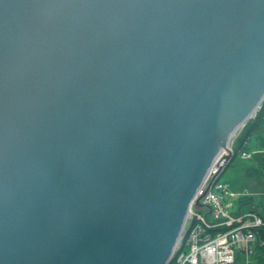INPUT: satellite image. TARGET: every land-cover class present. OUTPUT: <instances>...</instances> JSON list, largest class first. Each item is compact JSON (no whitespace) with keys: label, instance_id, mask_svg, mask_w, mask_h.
<instances>
[{"label":"water","instance_id":"obj_1","mask_svg":"<svg viewBox=\"0 0 264 264\" xmlns=\"http://www.w3.org/2000/svg\"><path fill=\"white\" fill-rule=\"evenodd\" d=\"M263 101L264 0H0V264H167Z\"/></svg>","mask_w":264,"mask_h":264},{"label":"built area","instance_id":"obj_2","mask_svg":"<svg viewBox=\"0 0 264 264\" xmlns=\"http://www.w3.org/2000/svg\"><path fill=\"white\" fill-rule=\"evenodd\" d=\"M221 160H213L194 195L167 264H250L256 229L263 227L264 221L254 211L244 215L229 212L230 188L217 182Z\"/></svg>","mask_w":264,"mask_h":264},{"label":"trees","instance_id":"obj_3","mask_svg":"<svg viewBox=\"0 0 264 264\" xmlns=\"http://www.w3.org/2000/svg\"><path fill=\"white\" fill-rule=\"evenodd\" d=\"M238 138L241 139L239 144L241 152L251 149L248 147L249 141H253L252 148L257 150L247 160L244 175L246 181H243L242 186L237 187L250 190L252 196L237 203L238 213L243 207H247L248 212L254 211L264 221V101L255 117L247 121ZM234 154L233 150V156ZM256 234L257 243L250 257V264H264V226L257 228Z\"/></svg>","mask_w":264,"mask_h":264},{"label":"rangeland","instance_id":"obj_4","mask_svg":"<svg viewBox=\"0 0 264 264\" xmlns=\"http://www.w3.org/2000/svg\"><path fill=\"white\" fill-rule=\"evenodd\" d=\"M244 127V126H243ZM239 128L230 141V149L232 153L230 157L231 161L226 165L223 172L220 174L218 178V183L227 184L230 188L231 192V205L232 207L229 209L231 214H236L238 212V202L252 196V192L246 188H237L243 185V181H246L245 175V167L247 165V160L251 158V155L255 153L257 150L252 148L253 141L248 142V147L251 148L248 151L239 150V144L241 143V139H239V133L243 129ZM238 138V139H237ZM237 139V140H236ZM233 150L235 154L233 156ZM248 181V180H247ZM215 192V190H213ZM259 194V193H258ZM247 212V207H243L241 210V214H245Z\"/></svg>","mask_w":264,"mask_h":264},{"label":"bare ground","instance_id":"obj_5","mask_svg":"<svg viewBox=\"0 0 264 264\" xmlns=\"http://www.w3.org/2000/svg\"><path fill=\"white\" fill-rule=\"evenodd\" d=\"M241 126H238L236 128V130L228 137V141H227V145H223L220 146V151L218 152V154L215 156V160H219V158H223L224 155L227 154L228 149H230V141L231 138L234 136V134L236 133V131L240 128ZM175 249V248H174ZM174 251V250H173Z\"/></svg>","mask_w":264,"mask_h":264}]
</instances>
